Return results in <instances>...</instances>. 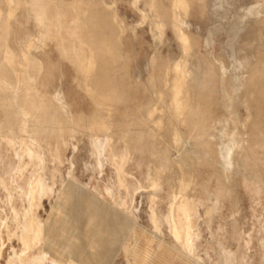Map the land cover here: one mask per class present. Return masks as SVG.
Instances as JSON below:
<instances>
[{"label": "rangeland", "instance_id": "374dc122", "mask_svg": "<svg viewBox=\"0 0 264 264\" xmlns=\"http://www.w3.org/2000/svg\"><path fill=\"white\" fill-rule=\"evenodd\" d=\"M27 1L30 0H10L7 4L0 1L2 26H5L6 23V12L10 9L9 2L12 3L15 16L23 24L19 30H15V24L13 25L11 36L8 38L12 48L17 50L14 41H20L26 45L32 39L34 46L42 41L44 43L43 48L33 47L27 51L29 59H33V61L30 60L31 64L36 61L40 62V65L33 64L32 67L28 64L24 65V70L29 68L30 70L27 71L31 72L30 74L25 73L26 83H31V86L24 84V90L25 87H36L46 97L62 91L75 115H83V124L88 126L91 119L95 118L92 116L95 107L90 96L84 90L83 80L70 59H66L67 56L62 55V57L54 47L55 41L52 39V34L55 30L52 28L55 27H50L51 32L47 30L48 32L41 33L39 23H35V18H30L27 12ZM65 1L70 2L67 11L86 4V0ZM133 1L105 0L108 5L115 3L119 19L123 20L124 25L128 28L123 36V45H125L123 50L126 49L124 52L126 59L123 60L125 67L122 69V73L129 76L130 88L124 92L123 103L121 102L118 107L115 106L110 114L115 127L119 126L122 121L134 122L139 117H143L145 114L142 108L149 102L151 104L155 102L154 99L151 100L152 96H150L152 95L150 78L153 75L150 65L151 57L154 54L159 56L155 70H157L156 73L160 79L168 60L178 61L183 54L172 27L168 25L165 27V35L161 38L163 41L158 37L155 38L154 33L151 32L150 19L142 20L143 13L141 12H149L147 11L148 7H145V0L138 2V6L132 5ZM164 3L169 5V2L165 1ZM23 7L24 11L21 15ZM255 7L259 9L258 15L248 11ZM193 11L195 13L191 12L192 14H189V18L187 17L186 20L188 32L197 41V47L194 49L192 57L195 59L190 58L189 67L191 71L193 69V72L197 71L202 75L207 71L206 78L208 79L205 78L204 82L208 81V93L205 92L206 89L202 91L204 97L202 96L203 100H201L202 104L199 108L205 107L211 110L213 120L210 118L208 124L216 126V129L212 131L213 136L208 137L211 141L210 145L204 146V150L207 152L202 149L199 135L189 131L184 125L182 126L185 136L190 138L195 146L197 145V149L192 148L193 151L205 159V164L201 161L203 166L201 163L198 164V179L190 189L193 194L190 192L188 194L189 197L194 196L192 198L199 212L194 228L199 238L196 241L194 257L185 253L181 242L172 235L170 227L166 223L172 196L166 179L158 180L152 175L148 176V173L152 172L153 166L149 165L153 158H149L147 152L142 154L137 150L125 155L123 160L122 152L126 146L119 138L121 132L110 143L114 149L116 148L113 149L116 153L114 157L111 156L110 151V156L108 152L107 154L103 153L102 157L96 156L92 148L95 140L88 130L84 128L85 132L71 134L68 131L69 128L65 126L68 129H64L62 133L57 130L59 136H51L52 139L49 138L50 142L47 146L48 139L44 137V134L37 136L40 144L36 145L33 140L28 141V146L32 150L36 151L40 145L41 151L45 152L46 160L42 164L36 158L31 160L26 152H24V156L21 154L20 135H15L13 147H10L0 136V218L6 220V228L10 226L13 231L9 238L0 222L1 264H6L14 250L21 252L26 247L24 241L18 237L21 231L14 225L12 204L19 211L24 210L23 207L26 205L28 206L26 199L23 200L17 196L16 189L18 184H22L26 189L27 185L24 183V179L32 181L37 177H40L38 186L44 185L51 189L43 196L41 207L34 210L35 217L43 226L44 231L41 236L43 241L51 233L49 226L51 216L57 214L60 216L63 211L67 210L74 212L78 218L86 217L88 225H92L96 231L97 240L100 239L99 243L96 240L95 245L90 249V254L80 244L78 238L73 237V233L67 236L65 232L57 234L56 236L64 238V242L67 244L63 242L61 248L51 250V260L58 257L55 260L56 264H68L66 259L68 249L71 258L79 260L77 264H103L110 257H112V264H219L218 241L234 253L235 264H264V84L260 86L263 90L257 91L255 99L252 96L254 93H246V87L241 85L242 80L249 75L251 66L264 58V0H202ZM64 17L65 15L62 16V19ZM6 34L7 30L2 27L0 31L1 55L5 41H7ZM15 34H18L19 37L16 38ZM25 45L24 50L27 49ZM212 53L216 58L218 57L217 60L220 59L226 65L225 87L232 99L223 96V84L219 69L217 70L215 67L216 71H210L205 62L207 56ZM17 54L20 57L19 49ZM197 66L203 70H197ZM214 66L212 65V67ZM212 72L215 74L213 75ZM30 75H32L34 84L33 81L29 82V79H32ZM34 77H37L36 81ZM158 85H161L160 81H158ZM247 99L251 110L244 106ZM169 100L170 95L166 90L163 110H168ZM204 101L207 103H203ZM228 108H232L237 114L236 118L239 120L237 125L232 123L227 112ZM7 118L4 107L1 105V127L5 128ZM246 118H250L247 124ZM244 124L246 127L242 126ZM260 129H262V133L259 132ZM116 131L118 130L116 129ZM128 136L134 138L135 133L130 132ZM105 139L107 138L105 137ZM63 140H66L67 143ZM240 140L244 143L243 148L237 145ZM15 152L19 153L20 160L16 157ZM180 154L181 152L176 148L171 151L173 158H179ZM99 157L104 159L103 167L98 164L100 163ZM223 158L227 159V167L230 169L229 173L234 182L224 178L226 188L221 189L222 196L217 200L214 195L218 185L215 171L222 168ZM19 162L22 165H20L21 178L17 177L12 180L11 173L15 171L14 167ZM222 171L226 173V171ZM155 180L159 181L158 187L152 184ZM204 182L211 184V195L202 188L201 184ZM107 188L114 189V197L107 193ZM11 196L13 197L12 201L9 199ZM58 198H64L63 203L57 204ZM183 199L184 197H178L180 201ZM213 203L217 204V210L209 216L207 209L212 207ZM153 214L157 221L154 220ZM89 231V235L93 233L91 229ZM116 232H120L122 244L113 254L114 245L116 246L119 239V234ZM105 236L110 237L105 242L108 248L105 254L108 252L109 254H106L108 256L104 255V251L101 250L105 246L102 244V239ZM90 240L91 235L87 238V241ZM41 246L42 244H39L29 250L31 253L37 252ZM125 247H127V251Z\"/></svg>", "mask_w": 264, "mask_h": 264}, {"label": "bare ground", "instance_id": "6f19581e", "mask_svg": "<svg viewBox=\"0 0 264 264\" xmlns=\"http://www.w3.org/2000/svg\"><path fill=\"white\" fill-rule=\"evenodd\" d=\"M0 1H2L1 3L7 4L10 0ZM76 1L78 0H73L72 2ZM165 1L169 2L168 6L165 5ZM201 1L202 0H145L146 6H144L148 7L147 11L149 12H141L143 13L142 20L145 21L150 19V22H148L152 24L151 32H153L155 35L154 37H158V39H161L165 35V27L167 25L171 26L179 42L180 51H182L181 53L183 54L178 61L172 62L168 60L169 62L163 70V75L160 79H158L157 70H155L159 56L154 54V56L151 57L150 65L153 75L150 78V89L152 91V95L150 96H152L151 100L154 99L155 102L152 104L149 102L150 104L148 103L142 108L145 114L143 117H139L134 122L122 121L119 123V126L116 127L111 120L110 114L115 106L118 107L121 102L124 101V92L130 88V85L128 83L129 76L122 73V69L125 67L123 60L126 59L124 53L126 49L123 50L125 46L123 45V36L126 31H128V28L124 25L123 20L119 19L114 2L108 5L105 0H86L85 5L82 7H75L72 11H67V6L70 2H66L65 0H30L26 2L27 12L30 18H35V23H39L40 32L45 33L47 30H50V32L52 29L55 30L52 34V39L55 41V43L53 42L55 44L54 47H56L61 56H67L66 59L69 58L73 66H75L76 71L79 72L83 80L82 84H84V90L87 92L88 96H90L89 98H91L94 103L93 106L95 107L92 115L95 118L91 119L88 126H84L83 124V115H75L62 91L57 92L53 96L49 95L46 97L43 96L36 87H25L24 90V84H31L26 83L25 73L30 69L24 70V65L28 64L30 67H32L33 64L40 65V62L37 63L36 61L31 64L30 60L33 61V59H29L27 51L33 49V47L36 49L43 48L44 43L42 41L40 44L36 45V47L34 44L32 45L34 40L31 41L32 39L30 38V42L26 45L24 44L25 47H27V49L24 50L22 42L14 41L17 50L19 49L21 51L20 57H18L17 50L11 47L12 44H10L8 38L11 36L14 24L15 30H19L23 24L19 21V18L15 16L11 2H9L10 9L6 12L5 26H2L3 21L0 20V31L2 27L7 30V41H5L2 55L0 54V106L2 105L4 107V111L8 117L5 128L0 125L1 138H4L7 144L13 147L15 135H20L22 145L21 154L24 156V152H26L31 160L36 158L42 164L46 160V156L45 152L41 151V146L38 145L36 151L28 146V141L32 140L35 141L36 145L40 144L37 140L38 135H45L44 137L48 139L46 143L47 146L50 142L49 138L54 135L56 136L58 132H64V129L66 130L69 128V133L76 134L80 131L85 132L83 131L85 128V130H88V133L94 137L95 141L92 147L94 154L96 156H101L103 153L107 154L108 152L109 154L110 151L111 156L114 157L116 154L114 150L116 148L114 149L113 145H110V143L113 138L121 132L119 138L126 146L122 152V159L124 160L126 157L125 155L133 151L139 150L142 154L147 152V156L153 158L152 163L149 165L153 166L152 172H149L148 176L152 175L158 180L163 178L167 180L166 182L167 185H169L168 187H170L172 196V203L166 217V223L170 227L172 235L181 242L182 248L190 257H194L197 247L196 241L199 239L198 233L194 231L199 212L192 198L194 196L189 197L188 194L190 189L193 188L192 185L197 182L198 164H200L201 161L205 164V159L201 157L199 153L193 151V149H197V145L195 146L194 142L185 136L182 126L184 125L189 131L199 135L204 152H207L204 150V146L208 147L211 143L208 137L213 136L212 131L216 129V126H213V124H208L209 119L213 116L211 110L205 107L199 108L202 104L201 100H203L202 91L206 89L205 92L208 93V81L204 82L207 71H203L204 73L202 75L201 73H197V71L196 73L195 71L193 72V69L191 71L189 67L190 58L193 57L194 49L197 47V41L188 32V22L186 19L189 18V14L194 12L193 10L198 7ZM138 2H141V0H134L132 5L138 6ZM23 11L24 7L21 15H23ZM248 11L254 15L259 14L258 7L250 8ZM63 15H65V17L62 19ZM52 26L55 28L50 29ZM15 37L17 38L19 35L17 34ZM161 41H163V39H161ZM0 49L2 48L0 47ZM212 54L207 56L205 62L208 64L210 71H214L215 67L217 70L219 69L223 84V96L232 99L231 95L227 92V87H225L227 76L226 65L220 59L217 60L218 57L216 58L213 54L215 59ZM194 59L192 58V60ZM235 63H237L236 60ZM212 65L215 66L212 67ZM198 69L200 68L197 66V70ZM200 70L203 69L201 68ZM28 73L30 74L31 72L29 71ZM212 73L213 75L215 74L214 72ZM30 76V78H32V75ZM36 78L34 77L35 81L37 80ZM32 81L33 78L29 79V82ZM158 81L161 83L160 86L158 85ZM34 83L33 81V84ZM262 84H264V58L251 66L249 75L242 80L241 85L246 87V93L253 92L254 94L252 96L255 99L257 91L263 90V88L260 87ZM166 90H168L170 95V103L168 110H163L162 106ZM119 91H121V93H119ZM205 102L206 101L203 103ZM244 106L251 110L248 99L245 101ZM227 112L231 117L232 123L237 125L239 123L238 118H236L237 114L234 113L232 108H228ZM250 118H246V124ZM242 126L246 127L245 124ZM116 129L118 131H116ZM130 132L135 133L134 138L128 136ZM259 132L262 133V129H260ZM105 137L107 139H105ZM241 141L242 140H240V142L238 141L237 145L243 148L244 143ZM65 143H67V141ZM173 148L181 152V156L177 159L171 156ZM15 155L18 158L19 153L15 152ZM101 157H99L100 163L98 164L103 167L104 159ZM226 160L223 158L221 161L223 164L221 169L226 171V173L221 169L215 171L218 185L214 195L217 200L222 196L221 189L226 188L225 179L234 182L229 173L230 169L227 167L228 163ZM206 164L210 165L208 163ZM20 165L19 162L17 166L14 167L15 171L11 173L13 175L11 177L12 180L17 177L21 178L22 165ZM158 180L152 182L155 187L160 185ZM39 182L40 177L32 181L24 179V183L27 185L26 189L22 184H18V188L16 189L18 195H16L23 200L26 199L28 206L26 205V207H23L24 210L19 211V209L12 204L15 218L14 225L21 231L18 237L24 241L26 247L21 250V252L14 250L13 255L9 257L6 264H56L55 260H57L58 257L51 260L50 254L53 248L58 249L62 247L64 238L56 236L61 232H65L66 234H64L66 236L73 233V237L78 238V241L84 246L88 253L91 252L90 249L95 245L97 236L94 227L88 225L85 219L86 217L80 216V218H78V216L76 217L75 213L70 210L63 211L60 216L59 214L51 216L49 222V226L51 227L50 236L46 240H42L41 236L44 231L42 228L43 226L35 217L34 210L41 207L43 196L49 193L51 189L44 185L38 186ZM201 185L209 195L212 194L210 189L211 184L209 185L204 182ZM106 191L111 197H114V189L107 188ZM38 194L39 197H37ZM12 196L9 198L11 201L13 199ZM178 197H184V199L180 201ZM63 201L64 198H58L57 204L63 203ZM216 210L217 204L213 203V206L207 209V215L210 216ZM153 218L157 221L155 214H153ZM0 222L2 228L7 231L6 233L10 238L13 232L11 227L8 226L6 228V220L1 219ZM89 229H91L93 233L90 234L91 240L87 241L88 236H90ZM116 233L119 234V239L116 246L114 245L113 254L116 252L119 245L122 244L120 232ZM109 235L111 237V234ZM110 237L105 236L104 239L101 238L102 244L105 245V242H107ZM99 240H97L98 243ZM64 243L67 244L66 242ZM39 244H42L41 248L37 252L31 253L29 249ZM217 247V253L220 259L219 264H235L233 252L228 250L220 241L217 242ZM107 249L106 245L102 247L101 250L102 252L104 251V255L108 253L105 254V252L108 251ZM125 250L127 251V247H125ZM68 251V256L66 258L67 263L77 264L79 260L76 258L72 259ZM1 257L2 253L0 251V258ZM103 264H112V257L107 258Z\"/></svg>", "mask_w": 264, "mask_h": 264}]
</instances>
